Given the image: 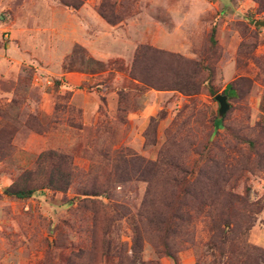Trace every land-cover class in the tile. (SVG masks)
<instances>
[{"label":"rangeland","instance_id":"1","mask_svg":"<svg viewBox=\"0 0 264 264\" xmlns=\"http://www.w3.org/2000/svg\"><path fill=\"white\" fill-rule=\"evenodd\" d=\"M258 1L109 0L120 17L111 26L95 12L100 0L77 9L0 0V264H256L252 256L264 251ZM145 45L198 63L196 91L133 80V57ZM166 72L159 64V78ZM216 95L228 105L218 128ZM159 153L153 204L143 213L146 183L121 180L122 172L133 171L132 157ZM40 154L38 178L72 165L64 192L32 182ZM216 173L226 180L219 190L205 180ZM184 177L196 181L181 191L174 183ZM20 187L34 191L23 199L5 193ZM218 191L228 198L215 199ZM186 192L180 221L176 196ZM195 193L205 197L201 210ZM221 211L231 224L215 235ZM152 212L159 223L146 219Z\"/></svg>","mask_w":264,"mask_h":264},{"label":"trees","instance_id":"2","mask_svg":"<svg viewBox=\"0 0 264 264\" xmlns=\"http://www.w3.org/2000/svg\"><path fill=\"white\" fill-rule=\"evenodd\" d=\"M64 6L71 7L73 9H77L81 5V0H70L73 2H70L69 0H59ZM256 2L259 5L258 0H252ZM114 4L109 3V0H100V3L98 4L95 12L96 14L107 24L114 25L117 22L120 21V17L116 15L113 12ZM108 13V14H107ZM212 32L210 37L212 38ZM159 64L161 66H165V69L167 70L166 73L162 74V77L159 78ZM190 66L191 71L185 69L182 66ZM201 69L199 67L198 63L185 60L181 56L177 54H172L169 52H164L161 50H157L154 48H151L149 46H141L138 47L135 55L133 57L131 67H130V75L133 80H136L145 86L158 90V91H165V90H175L180 93L189 95L193 94L197 89V84L194 81L196 73ZM231 91V83L226 84L223 92H230ZM223 117L217 118V120L214 121V126L218 128L220 126V120ZM153 120L150 119V122ZM46 154H40L34 163V169L35 177L33 178L32 182L35 184H40L41 187L48 188L54 191L58 192H64L68 186L72 183L74 179L73 175V167L70 163L64 162L66 165H64V170H61L58 167L51 168L47 174H45L42 178H38V171L40 172L43 169L44 166V159ZM160 153L158 154V157L154 161L145 160L139 156L132 157L131 160V168L133 171H130L129 169H124L122 172V179L121 180H129L130 176H136L135 179L145 182L146 183V190H145V198L142 200V209L145 211H142L143 213L148 211V206H152V201L148 200V196L151 193L152 188L155 186V182H158V176L160 171ZM61 159V158H60ZM162 168V167H161ZM173 179V178H172ZM175 180V179H174ZM207 184L209 186H215L218 190L222 187V185L226 182L225 178L222 177L220 173L213 174V177H206L205 179ZM196 181V180H194ZM194 181L186 180V177L181 178L180 180H176L174 183V186L184 190L183 188H186L188 186H192ZM204 182V180H203ZM101 190V189H100ZM34 191V188H18V189H8L5 190L6 194L12 195L17 199H23L25 197H28L31 195V193ZM104 189H102L101 192H103ZM98 189V193L95 195H99L101 193ZM248 192V189L244 190V193L246 194ZM186 194L179 193L177 194V206L175 208L176 214L174 215L176 218H178L181 221V208L186 205V202L183 201V199L186 197ZM202 196L200 194H194L193 200L197 201V210H201L203 206L206 205V201H202ZM222 196L225 198H228V194L222 195V191H218V195H214L213 197L215 199H219L221 197V201H223ZM204 200L205 197L203 196ZM210 198V197H208ZM228 200L227 202H229ZM210 202V201H208ZM213 201H211L212 203ZM209 204V203H208ZM210 205V204H209ZM200 212V211H199ZM152 217H146L150 222L155 221L159 223V215H156V212L151 213ZM219 214V213H218ZM225 219L222 220L221 219ZM229 216L221 211L220 218L215 222V224L211 227V231L213 234L217 235L219 232H221V227H226L230 225ZM250 226V225H249ZM248 226L246 227V229ZM140 249V242L138 235H135L133 237V243L131 247V253L135 254ZM253 260L256 261V264H258V261L262 264H264V251H258L256 256H252Z\"/></svg>","mask_w":264,"mask_h":264},{"label":"water","instance_id":"3","mask_svg":"<svg viewBox=\"0 0 264 264\" xmlns=\"http://www.w3.org/2000/svg\"><path fill=\"white\" fill-rule=\"evenodd\" d=\"M254 25L264 26V22L254 23ZM214 100L218 103V118L222 117L223 113L226 112L228 105L226 103V97L224 95L214 96Z\"/></svg>","mask_w":264,"mask_h":264},{"label":"crops","instance_id":"4","mask_svg":"<svg viewBox=\"0 0 264 264\" xmlns=\"http://www.w3.org/2000/svg\"><path fill=\"white\" fill-rule=\"evenodd\" d=\"M79 13H80V11H79Z\"/></svg>","mask_w":264,"mask_h":264}]
</instances>
